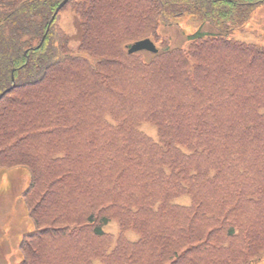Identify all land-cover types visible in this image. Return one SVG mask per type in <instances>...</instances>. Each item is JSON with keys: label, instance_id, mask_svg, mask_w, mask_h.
I'll return each instance as SVG.
<instances>
[{"label": "trees", "instance_id": "trees-1", "mask_svg": "<svg viewBox=\"0 0 264 264\" xmlns=\"http://www.w3.org/2000/svg\"><path fill=\"white\" fill-rule=\"evenodd\" d=\"M62 1L0 0V167L29 170L35 226L18 264L262 260L264 48L228 34L264 0H70L89 57L50 24ZM185 16L216 30L127 53Z\"/></svg>", "mask_w": 264, "mask_h": 264}, {"label": "rangeland", "instance_id": "rangeland-1", "mask_svg": "<svg viewBox=\"0 0 264 264\" xmlns=\"http://www.w3.org/2000/svg\"><path fill=\"white\" fill-rule=\"evenodd\" d=\"M58 21L68 34L71 51L76 54H89L80 47L79 28L81 20L73 6L64 8L60 12ZM245 27L247 30L244 32L234 31L229 35L234 39L244 41L246 44H258L264 48V5L256 9ZM178 28V30L177 27L164 29L161 38L164 37L163 34H166L171 37L174 46L187 48V35L196 31L198 27L195 23L188 21V17H182ZM204 28L215 30L209 24H206ZM157 45H161V43L158 42ZM143 129L154 139H157V129L153 125L145 123ZM28 184L29 175L26 167H0V264H17L21 262L23 260L20 248L22 239L25 233L35 229L28 213V206L23 199V193ZM176 202L186 204L190 202V197L188 195L179 197ZM117 225L119 226L117 221H111L108 226H105V230L117 232ZM127 235L132 240L139 238L131 230L127 231ZM256 264H264V259Z\"/></svg>", "mask_w": 264, "mask_h": 264}, {"label": "water", "instance_id": "water-1", "mask_svg": "<svg viewBox=\"0 0 264 264\" xmlns=\"http://www.w3.org/2000/svg\"><path fill=\"white\" fill-rule=\"evenodd\" d=\"M68 2V0H65L58 8L57 12L60 10V8H62L66 3ZM143 49H148L150 51L153 52H157V48L156 46L150 41V40H144L141 42L136 43L132 49L131 52H135V51H139V50H143Z\"/></svg>", "mask_w": 264, "mask_h": 264}]
</instances>
